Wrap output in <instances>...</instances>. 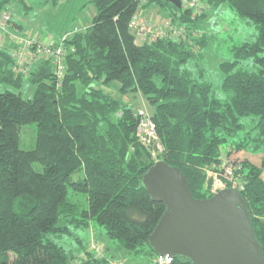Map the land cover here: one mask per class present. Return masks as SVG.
Listing matches in <instances>:
<instances>
[{
  "label": "trees",
  "instance_id": "1",
  "mask_svg": "<svg viewBox=\"0 0 264 264\" xmlns=\"http://www.w3.org/2000/svg\"><path fill=\"white\" fill-rule=\"evenodd\" d=\"M18 1L0 0V13ZM147 1L92 0L91 24L63 41L60 74L53 60L17 72L9 48H0V264H153L149 237L167 209L142 178L158 160L180 168L198 199L212 196L209 169L232 168L264 253V0H200L206 8L195 16L185 4ZM225 4L258 35L220 63L229 94L220 99L192 62L213 39L199 33ZM149 6L185 36L170 30L139 40L130 24ZM11 25L25 32L22 22ZM129 93L142 95L150 111L124 101ZM142 109L163 148L156 156L138 136ZM27 125L36 136L25 150ZM246 152H260V164ZM94 224L103 228L101 257L88 248L92 238L79 235ZM173 264L191 262L182 256Z\"/></svg>",
  "mask_w": 264,
  "mask_h": 264
},
{
  "label": "water",
  "instance_id": "2",
  "mask_svg": "<svg viewBox=\"0 0 264 264\" xmlns=\"http://www.w3.org/2000/svg\"><path fill=\"white\" fill-rule=\"evenodd\" d=\"M163 1L182 8V0ZM142 184L167 209L149 237L156 255L183 256L191 264H264L263 247L238 189L198 199L181 169L163 160L144 174Z\"/></svg>",
  "mask_w": 264,
  "mask_h": 264
},
{
  "label": "rangeland",
  "instance_id": "3",
  "mask_svg": "<svg viewBox=\"0 0 264 264\" xmlns=\"http://www.w3.org/2000/svg\"><path fill=\"white\" fill-rule=\"evenodd\" d=\"M3 12L11 14L12 21L22 22L25 32L32 37L35 36L38 41L57 43L60 38L68 34L70 36L75 31L74 27L80 29L91 24L94 18L95 4H93L92 0H20V2L10 4L9 10ZM145 19L157 28L165 21L157 23L150 18L148 19L147 16ZM204 26V29L199 34L204 37L212 36L213 39L208 44V47L201 50V54L197 55L196 65L192 62V66H198L204 70V79L213 84L216 97L229 99V94L221 88L224 74L219 69V65L225 61H232L233 46L244 41H253L258 35V29L255 24L251 23L247 18H241L235 10L226 4L218 8V10H214ZM131 29L133 30V28ZM149 33L147 31L145 35H142V39L153 40V36H147ZM208 40L210 41L211 39ZM24 88L26 94L30 96L32 90L29 93L30 88L27 86H24ZM124 101H130L137 109L146 108L150 111V106L147 105L144 97L140 94L129 93L124 97ZM35 130V125H27L23 128L20 145L23 149H33L35 147ZM246 153L243 155L249 156L256 164H260V152ZM214 173V170L212 171L211 169L207 173L209 180L207 193L209 194H211L210 190L213 186ZM82 174V171H78L74 174V178ZM216 174L218 173L216 172ZM234 182H236V178L227 185L229 187L234 186ZM80 195L77 194L76 197L81 198ZM102 229V227L94 224L90 231H80L79 235L88 240L91 237L97 243L98 240L96 238L101 235L100 231Z\"/></svg>",
  "mask_w": 264,
  "mask_h": 264
},
{
  "label": "built area",
  "instance_id": "4",
  "mask_svg": "<svg viewBox=\"0 0 264 264\" xmlns=\"http://www.w3.org/2000/svg\"><path fill=\"white\" fill-rule=\"evenodd\" d=\"M141 5H145L147 0H140ZM193 8L195 11V15L202 13V9L206 7L201 3L200 0H182V5ZM140 10H137V14L134 16L131 21V28H133V32L136 37L145 41L147 39H142L147 31L150 33L147 36H153L152 39L160 37L161 35L166 34L168 31H173L172 35L177 37H184L185 29L183 27H177V29H173L172 23H170L169 19H166L161 26L158 28L152 26L146 21L145 18L140 16ZM11 14L7 12L0 13V48L8 47L10 50V54H12L17 62V72H26L29 65L31 63L36 62L37 60H53L54 65L56 66L55 70L57 73L62 72V59L64 58L63 41L68 38L64 36L57 41V43L53 42H42L38 41V39L32 37L27 32H21L14 28L12 24ZM139 116L142 118L141 122L138 126V136L140 140L146 142L152 146H154L153 155L156 156V149L162 150V145L159 140H157V133L155 129V124L152 122V119L148 116L145 110L139 111ZM216 173V172H215ZM213 177L211 194L213 195L215 192H218L222 189L226 188H235L240 191L243 188V185L239 184L236 180L234 182V186L229 187L227 184L231 183V181L235 180V175L233 173L232 168L226 169L223 174L218 173ZM227 182V183H226ZM90 250L96 252L98 257H101L105 251L106 247L103 243L98 244L95 241H91L89 244ZM174 257L170 255H157L153 264H173ZM110 264H124L122 261L114 259Z\"/></svg>",
  "mask_w": 264,
  "mask_h": 264
},
{
  "label": "crops",
  "instance_id": "5",
  "mask_svg": "<svg viewBox=\"0 0 264 264\" xmlns=\"http://www.w3.org/2000/svg\"><path fill=\"white\" fill-rule=\"evenodd\" d=\"M139 13L141 17L146 18L147 16L148 19L150 18L157 23L159 21L163 22L164 20H166L165 15L160 12L158 7L149 6L147 9H143Z\"/></svg>",
  "mask_w": 264,
  "mask_h": 264
}]
</instances>
